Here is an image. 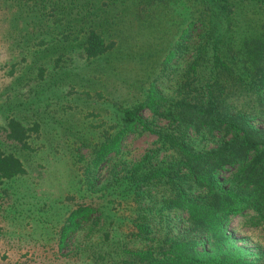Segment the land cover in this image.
Instances as JSON below:
<instances>
[{
  "label": "trees",
  "instance_id": "obj_1",
  "mask_svg": "<svg viewBox=\"0 0 264 264\" xmlns=\"http://www.w3.org/2000/svg\"><path fill=\"white\" fill-rule=\"evenodd\" d=\"M186 1L187 18L159 12L171 0H5L28 16L20 35L41 47L37 61L56 64L49 88L74 81L66 59L146 88L130 102L113 99L99 78L89 89L83 78L69 85H82L86 101L112 103L115 115L97 109L99 122L90 121L99 136L82 167L86 198L67 194L71 208L54 241L73 246L56 260L264 264V243L240 232L264 225V0ZM174 79L169 97L163 83ZM5 103L15 110L2 127L11 142L0 145V182L29 172L21 150L41 126L23 123L28 105L21 114ZM147 132L156 146L126 158L125 140Z\"/></svg>",
  "mask_w": 264,
  "mask_h": 264
},
{
  "label": "rangeland",
  "instance_id": "obj_2",
  "mask_svg": "<svg viewBox=\"0 0 264 264\" xmlns=\"http://www.w3.org/2000/svg\"><path fill=\"white\" fill-rule=\"evenodd\" d=\"M189 9L186 0H171L170 5L167 8L160 7L159 12H173L187 18ZM27 18L20 9L0 0V145L5 149L9 147L11 141L5 139L7 132L2 127L6 126L8 115L15 110V107H5V100L18 104L21 114L24 105H28L25 113L27 118L22 119L23 123L41 125L40 136L34 134L30 139V149L21 150L29 172L0 182V264H72L69 260H56L55 256L68 254L73 245L59 249L54 239L57 229L65 220L66 212L71 208L67 194H74L77 200H85V183L82 182L85 174L82 167L91 156V148L99 136L98 128L90 126V121L99 122L97 109L111 119L115 115L112 103L86 101L79 89H83V84H87L84 87L88 89L93 87L94 80L99 78V85H106L109 95L115 97L113 99L126 98L132 102L143 98L146 88L140 84L141 89L133 91L135 89L125 84L120 86L116 77H111L113 75H95L92 68H96L97 63L89 65L86 62L85 65L73 59H66L63 68L76 74L74 81L70 84L53 82L49 88V71L57 66L53 60L37 61L41 47L20 35L24 28L22 21H27ZM38 18L36 16L31 20L32 24L36 20L38 23ZM49 23V26L53 25ZM182 27L183 24L177 25V30ZM74 61L79 65L77 68H74ZM42 66L48 70L43 77L40 76ZM80 78H83L82 85H75V89H72L69 85H74L76 79L79 81ZM89 78H93L92 81ZM178 82L174 79L170 84L163 83L169 97L176 96L172 93L174 88L170 86H177ZM88 112L90 114L87 117ZM146 114L151 115L150 112ZM81 134L85 136L83 143L78 142ZM155 139L156 135L150 132L131 135L124 142L126 158L140 159L148 148L156 146ZM241 230L264 243V225L243 226ZM17 239L24 243L16 245Z\"/></svg>",
  "mask_w": 264,
  "mask_h": 264
}]
</instances>
